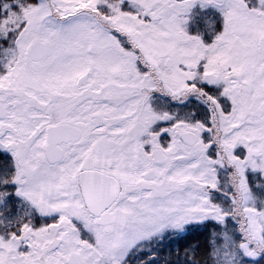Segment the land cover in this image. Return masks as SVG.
Segmentation results:
<instances>
[{
    "label": "snow or ice",
    "instance_id": "6c2138e0",
    "mask_svg": "<svg viewBox=\"0 0 264 264\" xmlns=\"http://www.w3.org/2000/svg\"><path fill=\"white\" fill-rule=\"evenodd\" d=\"M0 264H264V0H0Z\"/></svg>",
    "mask_w": 264,
    "mask_h": 264
}]
</instances>
